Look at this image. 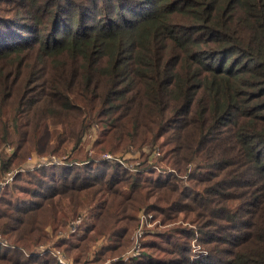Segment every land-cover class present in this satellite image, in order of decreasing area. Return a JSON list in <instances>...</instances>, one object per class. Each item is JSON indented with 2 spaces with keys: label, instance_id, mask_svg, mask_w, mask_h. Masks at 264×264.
Segmentation results:
<instances>
[{
  "label": "trees",
  "instance_id": "16d2710c",
  "mask_svg": "<svg viewBox=\"0 0 264 264\" xmlns=\"http://www.w3.org/2000/svg\"><path fill=\"white\" fill-rule=\"evenodd\" d=\"M131 149L143 157L133 171L68 172L97 163L90 150ZM33 153L57 155L61 173L26 168ZM10 171L0 264H61L40 253L53 236L77 249L74 264L103 262L141 209L190 226L149 230L139 256L112 264H264V0H0V176Z\"/></svg>",
  "mask_w": 264,
  "mask_h": 264
},
{
  "label": "rangeland",
  "instance_id": "374dc122",
  "mask_svg": "<svg viewBox=\"0 0 264 264\" xmlns=\"http://www.w3.org/2000/svg\"><path fill=\"white\" fill-rule=\"evenodd\" d=\"M95 136H96V133H95ZM92 138L93 137H91V141L90 140L86 141L85 144H90L92 142ZM144 150H145V152H148L147 149H144ZM83 151H85V150L83 149ZM90 153H91V155H93L94 160L96 159L98 161L97 163L91 164L87 168L86 167H80V165H78L76 167H73V168H68V172H74L76 170H79L80 171L79 175H81L82 178H83V174H85L84 175L85 178L91 179V178H93L92 175H95V173L100 171V169H103L105 171L108 170V172H110V170L112 169L111 166H112V164H114V162L115 163L118 162L117 164H120L124 168L126 166L127 169L133 171L135 165L139 164V162H141L143 160V157H141V155H140L141 152H138L135 149H131V151L127 152L125 154V159L124 158H118L117 156H113L111 154L107 155L106 153H97L96 154L94 150H90ZM153 155H157V153L154 152ZM56 156L55 155H50V154L37 155V154L33 153L31 156H29V157H31L30 160L32 162L28 164L27 168H31V169L35 168V169H37V168L43 166V167H46L45 170L47 172V176H48V174H51V173L54 174V175H59L61 173V171H62V166H60L61 162L59 161L61 159L59 157H56ZM29 157H27L26 160ZM39 158L43 159V161L41 162ZM129 159L131 161H128ZM101 160H104V161H101ZM90 162H92V161H90ZM118 166L119 165H117V167ZM121 166L118 167L117 171L118 170H119V172L122 171V167ZM158 166H165V165H164V163H159ZM159 168H161V167H159ZM167 172H169V171H167ZM6 173L4 175L0 176V182L2 180H4V178L6 176ZM47 176L40 175L39 177H40V179H44V180L46 179V180L49 181V178ZM166 176H167L166 174H163V178H165ZM35 178H38V177L36 176ZM182 178H183V183L184 184H188L187 177L183 176ZM80 180H82V179H80ZM154 214L155 213H153L152 211H146L144 209H141L137 213V220L135 221V224L137 223L136 227L133 229V232H131V234L128 236V244H127V247L124 249L123 253H121L118 256H107V258H105L103 262H97V263L90 262V263H86V264H112L113 262H116V261H119V260H124V261L127 260V259L129 260V259L133 258L131 256V254H133L132 250H133L134 245H137V242H139L141 239H144V236L146 235V233L149 230H152V231L164 230L169 225L180 223V220H178V221L176 220V221H174V223L171 222V223H166L165 224V223L162 222V220L160 219L159 215L155 216ZM70 222H72V221H70ZM70 222H68L67 225ZM185 222H187V223H185ZM181 223L185 224V225H189L188 221H184V222H181ZM69 225H68V227L66 226V229H65L66 231L63 230V232L61 233L62 235H66L68 237L69 233H67V231L70 230V228L73 229V226L69 227ZM196 236H197V234H195V238H193L192 242H191V247H192L191 250L193 251V252L192 251L190 252V257L191 258H195L197 255L201 256V253H202L201 252L202 251L201 243H198L196 241ZM174 237H178L179 238V239H174L175 241H172V242H177V243L181 242L179 240H182V238H183L182 234L181 235H177L176 233H175ZM162 239H166V237H162ZM55 240H56V236L55 237L53 236V237L50 238V240L48 242H46L44 244H41L39 247L40 248H44V249L45 248H47V249L53 248V250H57V249H55L54 247L51 246V244L55 243L54 242ZM144 240H146V238ZM102 242H103V239L101 238L99 241H97V244H96V246L94 248H96L97 246H100L102 244ZM2 246H6V245H2ZM166 246H169V245H166ZM74 250L75 251L72 252V256L77 255V253H75L77 249H74ZM37 251H38V249H37ZM51 253H52V250H51ZM62 254L65 256L67 262H69L71 264H74V262H73V260L71 258L72 256L70 254L67 255L65 252H62ZM140 254H141V247H140V250H139V254L136 255V257L139 256ZM159 256H163L165 259L170 258L168 255H165L164 253H160ZM91 257L92 256H90V258ZM136 257H134V258H136Z\"/></svg>",
  "mask_w": 264,
  "mask_h": 264
},
{
  "label": "built area",
  "instance_id": "2783aa9c",
  "mask_svg": "<svg viewBox=\"0 0 264 264\" xmlns=\"http://www.w3.org/2000/svg\"><path fill=\"white\" fill-rule=\"evenodd\" d=\"M7 149H8V150H11L10 147H8ZM107 155H110V154H107ZM30 159H31V157H29V158L27 159V162H28V163H31V162H32ZM39 159H40V158H39ZM40 161L42 162L43 159H40ZM27 167H28V164L26 165V168H27ZM15 172H16V171H10V172H8V173L6 174L4 180H2V181L0 182V190H1L6 184H8L9 182L12 181V179H13V177H14V175H15ZM0 243L3 244V245H7V243H6V242L4 241V239L2 238L1 234H0ZM42 249H43V251H44V248H41L40 253L43 252ZM139 250H140V244H139V242H137V245H134V247H133V250H132L133 254H131V256H136V255H138V254H139ZM52 254L58 259L59 263H61V264H71V263H69V262L66 261L65 256H64L62 253H60L59 250H52ZM62 255H63V256H62Z\"/></svg>",
  "mask_w": 264,
  "mask_h": 264
}]
</instances>
